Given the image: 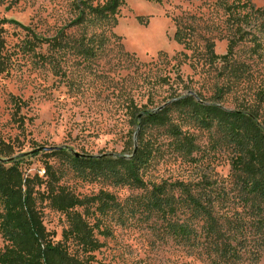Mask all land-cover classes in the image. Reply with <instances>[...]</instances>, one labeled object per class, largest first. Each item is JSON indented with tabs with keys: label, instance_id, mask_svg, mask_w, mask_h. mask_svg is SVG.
Returning <instances> with one entry per match:
<instances>
[{
	"label": "rangeland",
	"instance_id": "1",
	"mask_svg": "<svg viewBox=\"0 0 264 264\" xmlns=\"http://www.w3.org/2000/svg\"><path fill=\"white\" fill-rule=\"evenodd\" d=\"M233 1L127 0L114 18L65 30L64 44L54 48L26 43L34 35L52 38L63 31L78 16L75 0H0V19L21 24L4 25L0 146L12 148L14 163L25 176L42 178L49 165L61 185L80 198L101 191L114 197L117 207L104 215L95 212L97 203L91 207L89 220L99 223L96 235L103 244L96 264H264V213L255 210L241 188L216 128L203 130L182 121L176 109L170 111L172 122L196 138L199 149L190 162L176 150L167 128L146 125L143 140L149 159L140 171L144 188L116 185L90 171L80 174L55 150L129 160L137 131L131 108L155 111L190 91L229 110L251 108L264 122V35L258 33V43L247 37L227 59L213 58L226 55L234 37L227 9ZM249 1L264 9V0ZM84 32L88 37L103 34L109 41L106 49L76 44ZM113 36L121 38L123 51L135 55L136 62L119 54ZM90 46L96 51L93 57L84 54ZM167 73L169 83L157 81ZM206 180L224 234L218 248H226L228 240L237 258L216 253L214 242L219 240L206 233L204 222L193 219L189 209L164 218L148 205L155 185ZM37 190L44 192L45 185ZM38 203L47 230L61 241L68 228L66 216L47 201ZM173 223L185 225L189 235L172 234ZM5 246L0 234V253Z\"/></svg>",
	"mask_w": 264,
	"mask_h": 264
},
{
	"label": "trees",
	"instance_id": "2",
	"mask_svg": "<svg viewBox=\"0 0 264 264\" xmlns=\"http://www.w3.org/2000/svg\"><path fill=\"white\" fill-rule=\"evenodd\" d=\"M153 1V0H147ZM127 0H106L96 3V0H75L74 5L78 16L70 22L63 31L52 38H38L28 40L26 44H50L51 47L61 48L66 38L65 30L90 24L95 20H106L118 15L120 8ZM229 22L235 27V34L230 41L228 52L224 56L213 55L216 59H227L233 54L237 44L246 41L258 43L260 35H264V9L255 7L249 0L241 2L234 0L227 8ZM13 23L21 25L15 20L0 19V67L4 66V25ZM26 30L28 28L24 27ZM32 34L30 29L27 30ZM33 35V34H32ZM179 33H176V38ZM119 47V54L136 62L135 55L123 51L121 38L113 36ZM108 39L103 34H94L88 37L86 32L76 44H97V51L106 49ZM84 54L95 56L93 46L85 47ZM164 56V55H163ZM160 60V59H159ZM159 63L156 64L157 68ZM161 64V63H160ZM147 73V72H146ZM148 73H152V69ZM171 76L160 74L158 82L169 83ZM179 90V86H177ZM191 92V91H190ZM188 92V93H190ZM194 93V92H192ZM179 95L173 102L165 104L160 111H148L131 108L134 124L137 128L136 148L134 139L130 148V159L120 155H102L77 157L69 153L66 148L58 150V154H65L76 172L85 174L90 171L94 176L110 179L116 185L124 184L135 188H144L140 171L142 165L149 159V151L144 144L143 134L146 125L167 128V133L175 141L176 150L190 162L199 147L196 138L188 131H183L181 125L172 122L170 111L176 109L179 118L194 122L203 130L217 129L222 145L226 146L231 156L232 171L238 176L241 188L256 204L255 210L264 213V122L261 121L257 111L247 109L229 110L218 102L209 103L201 95ZM213 142H217L213 140ZM216 143V147H218ZM221 145V146H222ZM13 150L10 146H0V234L6 246L0 253V264H96L95 254L103 248L96 231L100 229L98 222L91 223L89 215L91 207L96 203L95 212L104 215L115 205L112 195L101 191L96 196L80 198L71 193L60 183V177L54 172L53 167L46 166L42 178L38 175L31 178L25 176L19 166L14 163ZM79 154V153H78ZM45 185V191L37 188ZM201 186L202 189H199ZM210 182L189 184L175 182L155 185L150 192L149 207L159 212L162 217H178L177 212L185 207L191 211L193 219L204 222L206 233L217 237L214 242L216 253L222 251V257L237 258L238 254L228 240L224 243L226 248L220 250L218 245L223 242L224 234L218 222V215L214 202L207 187ZM177 191L178 196L175 192ZM49 202L52 209L66 216L68 228L62 232V240L56 241L54 233L47 230L42 219L41 207L38 200ZM83 208L84 212L78 209ZM263 226L264 227V222ZM172 234L178 233L187 237L188 228L185 225L170 224ZM104 235V232H100Z\"/></svg>",
	"mask_w": 264,
	"mask_h": 264
},
{
	"label": "water",
	"instance_id": "3",
	"mask_svg": "<svg viewBox=\"0 0 264 264\" xmlns=\"http://www.w3.org/2000/svg\"><path fill=\"white\" fill-rule=\"evenodd\" d=\"M188 95H193V96H196L194 93H192V92H190V93H188ZM165 106H163V107H161V108H159L157 111H160V110H162L163 108H164ZM157 111H155V112H157ZM138 133V132H137ZM137 133L135 134V138H134V141H135V148L137 147L136 146V140H137ZM61 148H56L55 150H60ZM46 151H48V150H54V149H45ZM76 154V156L77 157H79V156H81L80 154H78V153H75Z\"/></svg>",
	"mask_w": 264,
	"mask_h": 264
}]
</instances>
